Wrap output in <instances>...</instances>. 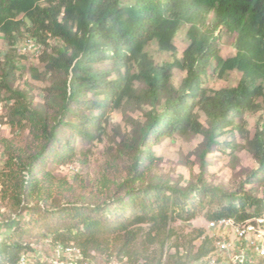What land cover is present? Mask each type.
I'll return each mask as SVG.
<instances>
[{"label":"trees","instance_id":"trees-1","mask_svg":"<svg viewBox=\"0 0 264 264\" xmlns=\"http://www.w3.org/2000/svg\"><path fill=\"white\" fill-rule=\"evenodd\" d=\"M185 25L188 46L179 56L175 38ZM223 30L235 36L229 58L221 55ZM0 34L10 48L0 50L1 101L11 103L13 129L0 139L1 263L14 264L50 240L106 262L188 264L213 250L205 230L165 263L139 239L163 246L172 222L201 213L207 221L264 214V197L211 184L207 162L216 150L238 149L221 138L246 136V114L263 112L246 148L257 163L247 183L264 186V0H0ZM24 39L25 47L29 40L39 47L43 69L32 76L47 83L39 104L15 87V47ZM152 43L171 61L157 64ZM175 70L185 73L179 86ZM233 71L241 74L236 86H206ZM129 106L148 110L123 143L126 166L108 164L89 183L76 172L72 181L54 174L86 164L107 135L111 114ZM177 135L203 136L200 171L183 185L154 172L161 160L153 148Z\"/></svg>","mask_w":264,"mask_h":264},{"label":"rangeland","instance_id":"rangeland-1","mask_svg":"<svg viewBox=\"0 0 264 264\" xmlns=\"http://www.w3.org/2000/svg\"><path fill=\"white\" fill-rule=\"evenodd\" d=\"M188 26L185 25L181 28L175 38V44L177 47L178 55L188 46V40L186 36ZM220 50L223 58H229L235 55L234 49L235 36L226 30L220 31ZM24 40H20L16 45V50L19 55L17 79L15 87L25 90L31 94L35 104H39L43 101L45 96L44 88L47 86L46 82L36 80L32 76V70L37 69L41 71L42 65L39 62V49L30 50L28 46H24ZM55 44V41H51ZM0 50L5 53L10 50L6 44L4 37L0 34ZM149 52L154 58L157 64H163L170 62L172 57L168 53L160 52L155 43H152L149 47ZM185 77V73L179 70L174 71L173 83L179 86ZM241 74L233 71L230 72L224 78H218L216 76L207 80L206 86L211 89H219L222 87H233L239 82ZM6 95L4 92L0 93V120L8 123V114L10 112L11 103L1 101ZM147 107L129 106L123 110L116 111L111 114L110 125L107 128V135L102 142L97 143L94 148L93 154L90 156L89 161L86 164L76 162L73 166L63 167L61 169H55L54 174L58 178H67L72 181L74 173L80 175L86 183L96 181L100 178L106 167L116 164L120 168H123L129 162L126 155H120L124 141L126 142L131 137L135 127L138 123L145 122V112ZM263 112L247 113L245 118L247 121V134L241 136L240 133L235 135H226L221 140H234L239 144V148L234 152H223L216 150L207 157L209 163V182L214 185H221L230 190H237L239 186L245 193L251 194L254 197H264V186H258L257 184L247 183V178L257 168V163L254 160L252 154L246 148L247 140L254 137L257 124L261 120ZM202 121L206 123L205 118ZM9 128L0 132V139L10 138L12 136L13 129L10 125ZM203 141L201 135H177L173 139H165L159 145L153 148L157 158H160L158 166L154 169V172L159 175L166 176L172 182H180L182 185L186 184L191 176L199 173V160L198 149ZM2 148L0 147V167L3 162ZM5 208L0 204V211L5 212ZM207 220L204 217V213H201L196 219L191 222L175 221L170 224L172 230L168 237L164 240V245L154 243H145L144 237L139 239L138 244L144 250H146L149 256H162L163 262L170 255L178 253L180 256L186 251L189 241L197 233V230L203 229L207 233ZM201 240L194 241V245L198 246ZM44 246L39 248L43 250ZM46 249V248H45ZM99 261L104 262L105 257L98 256Z\"/></svg>","mask_w":264,"mask_h":264},{"label":"built area","instance_id":"built-area-1","mask_svg":"<svg viewBox=\"0 0 264 264\" xmlns=\"http://www.w3.org/2000/svg\"><path fill=\"white\" fill-rule=\"evenodd\" d=\"M26 45L29 49H39L30 40ZM0 110H2L1 105ZM8 128V124L0 120V132ZM207 234L213 238V250L188 264H264V214L244 221L233 218L208 221ZM42 246H44L43 250H39ZM33 248V252L21 254L14 264H126V262H102L92 259L85 256L78 248L65 247L50 240ZM0 264L12 263L0 262Z\"/></svg>","mask_w":264,"mask_h":264}]
</instances>
